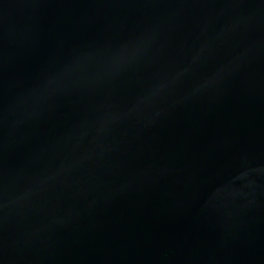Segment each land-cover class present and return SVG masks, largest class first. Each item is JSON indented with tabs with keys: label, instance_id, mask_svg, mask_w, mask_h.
I'll list each match as a JSON object with an SVG mask.
<instances>
[{
	"label": "water",
	"instance_id": "obj_1",
	"mask_svg": "<svg viewBox=\"0 0 264 264\" xmlns=\"http://www.w3.org/2000/svg\"><path fill=\"white\" fill-rule=\"evenodd\" d=\"M0 264H264V0H0Z\"/></svg>",
	"mask_w": 264,
	"mask_h": 264
}]
</instances>
